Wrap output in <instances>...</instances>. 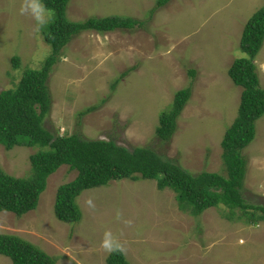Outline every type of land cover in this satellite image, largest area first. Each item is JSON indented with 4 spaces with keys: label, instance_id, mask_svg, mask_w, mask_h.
I'll return each instance as SVG.
<instances>
[{
    "label": "rangeland",
    "instance_id": "rangeland-1",
    "mask_svg": "<svg viewBox=\"0 0 264 264\" xmlns=\"http://www.w3.org/2000/svg\"><path fill=\"white\" fill-rule=\"evenodd\" d=\"M159 1L70 2L67 15L74 22L126 17L144 26L86 32L68 45L49 79L53 108L45 126L63 136L112 137L129 149L150 146L195 174H224L222 142L239 115L243 91L229 70L247 57L242 35L264 0H170L157 9ZM54 17L39 0H0V93L16 88L25 71L40 70L51 56L44 31ZM255 62L264 89V45ZM188 88L192 97L178 132L162 143L156 136L160 117ZM94 106L99 108L79 116ZM37 151L0 146V169L27 178ZM243 154L248 161L243 197L264 206V116ZM76 177L61 167L49 177L37 210L21 218L0 213V234L30 241L57 264H107L117 248L131 264H264V223L253 226L240 213L231 222L224 207L192 216L180 210L176 193L159 190L156 180L87 190L78 199L82 221L62 222L55 216L58 189ZM0 264L13 263L0 255Z\"/></svg>",
    "mask_w": 264,
    "mask_h": 264
},
{
    "label": "trees",
    "instance_id": "trees-1",
    "mask_svg": "<svg viewBox=\"0 0 264 264\" xmlns=\"http://www.w3.org/2000/svg\"><path fill=\"white\" fill-rule=\"evenodd\" d=\"M71 1L39 0L55 14L44 31L52 54L40 70L25 71L16 88L0 93V146L8 151L18 146L38 149L30 159L29 177H15L0 169V213H13L21 218L37 210L49 177L68 166L77 172V177L58 189L55 216L62 222L77 224L82 221L78 199L87 190L124 180H156L159 190H173L180 210L192 216L200 217L208 209L224 207L229 210L227 218L231 222L240 213L253 226L264 223V206L247 203L242 193L248 169L243 152L254 141L256 123L264 116V89L255 62L264 45V9L245 26L241 50L247 57L236 60L229 70L231 79L243 91L239 115L222 142L224 174L207 171L195 174L178 160L167 158L150 146L129 149L112 137L92 140L78 133L55 134L46 128L53 108L49 79L68 45L86 32L107 34L134 31L144 26L141 21L126 17L71 21L67 15ZM168 2L170 0H160L156 8ZM19 62V57L13 59L17 69ZM190 74L196 76L194 70ZM118 84L119 81L112 89ZM191 97V88L178 92L172 109L161 115L156 136L162 143H170L175 137ZM98 108L90 107L79 116L84 117ZM0 255L13 264H57L56 258L38 246L12 234H0ZM106 261L107 264H131L118 248Z\"/></svg>",
    "mask_w": 264,
    "mask_h": 264
},
{
    "label": "clouds",
    "instance_id": "clouds-1",
    "mask_svg": "<svg viewBox=\"0 0 264 264\" xmlns=\"http://www.w3.org/2000/svg\"><path fill=\"white\" fill-rule=\"evenodd\" d=\"M32 7H35V5H33Z\"/></svg>",
    "mask_w": 264,
    "mask_h": 264
}]
</instances>
